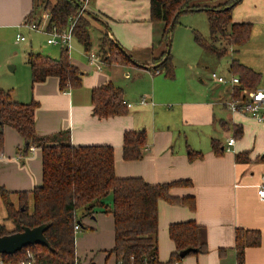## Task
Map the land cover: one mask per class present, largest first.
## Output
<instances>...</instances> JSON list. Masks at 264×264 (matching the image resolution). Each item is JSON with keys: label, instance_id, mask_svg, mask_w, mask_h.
Instances as JSON below:
<instances>
[{"label": "crops", "instance_id": "0c3cea01", "mask_svg": "<svg viewBox=\"0 0 264 264\" xmlns=\"http://www.w3.org/2000/svg\"><path fill=\"white\" fill-rule=\"evenodd\" d=\"M40 1L0 0V38L7 33H15L17 42L16 37L23 36L19 34L20 30L27 28L25 18ZM49 1L54 3V0ZM77 1L83 2L86 10L106 24L104 27L89 16L90 26L98 24L96 28L100 37L106 33L132 61L112 62L109 55L103 58L99 51V37L94 51L102 61L98 69L88 61L86 51L74 38L80 49L71 45L66 50L71 63L81 73L79 88L61 90L58 80L51 77L33 85L30 82L27 88L16 93L18 96L14 100L17 102L37 103L36 132L46 136L68 131L74 146L112 147L118 178H141L151 185L175 181L191 183L171 189L170 195L176 199L193 198V210L163 200L158 202L159 262L166 263L175 251L168 235L169 225L193 221L206 232L207 252L189 254L180 258L179 264H237V230L259 231L261 235L259 246L244 250L241 264H264V202L257 196L258 188L264 187V124L229 112L225 103L232 99L234 86L222 85L211 77L212 73L220 74L211 72L213 86L209 83L204 85L203 79L195 80L193 75L195 65L202 68L215 66L216 60L221 58L197 46L193 40V31L197 30H193L191 37L187 34L184 37L183 51L179 45L173 52L170 50L172 71L166 74L158 67L168 48L163 37L165 27L162 22L150 21L149 0ZM224 2L200 0L199 4L216 6ZM40 11V8L36 11L37 19L49 14ZM232 22L250 23L252 30L244 46L226 54L230 55L228 79L234 77L229 67L231 60H236L260 75L256 89L264 90V42L261 41L262 47L260 41L257 43V53L252 52L250 57L244 53L252 42L251 37L259 34L258 31L253 32V27L264 26V0H242L232 10ZM24 42L26 40L20 43ZM47 45L57 48L58 52L51 49L57 58L45 57L52 60H57L61 49H65ZM29 55L35 61L44 59L40 54ZM10 61L8 57L3 64ZM177 66L180 68L179 85L175 83ZM10 67H13L12 71L16 70L15 66ZM28 71L30 74V67ZM106 84L121 91L126 109L121 115L99 118L93 114L90 95L93 89ZM142 98L145 99L144 104L140 103ZM128 131H144L146 134V144L138 160L123 159V136ZM230 138L234 143L228 146ZM213 141L217 142L216 149L212 148ZM22 146L25 148L21 136L5 126L4 151L0 155V187L12 193L31 191L42 183L41 151L34 148L25 154L24 150L21 151ZM103 202L111 207L112 196H107ZM84 218H89L88 227L93 232H103L104 228L110 231L112 246L107 250L109 252L114 245L111 214L98 211ZM86 237L88 235L80 238L78 243ZM77 257L81 264H115L110 253L103 256V262L94 259L87 262Z\"/></svg>", "mask_w": 264, "mask_h": 264}, {"label": "trees", "instance_id": "16d2710c", "mask_svg": "<svg viewBox=\"0 0 264 264\" xmlns=\"http://www.w3.org/2000/svg\"><path fill=\"white\" fill-rule=\"evenodd\" d=\"M200 0H149L151 22L164 23L163 37L168 42L181 15L204 12L207 18L209 37L193 31L197 46L222 58L230 51H237L250 38V23H233L232 10L242 0H225L216 6H202ZM78 4V5H77ZM83 2L77 0H42L37 3L24 24L39 22L36 11L49 13L48 29L52 26L62 30L69 19L77 16ZM40 11V12H41ZM38 13V12H37ZM96 16V15H95ZM90 18L82 13L74 26V38L84 51L92 48ZM118 44V43H117ZM99 51L103 58L109 55L113 62H131L105 33L99 39ZM108 59V60H109ZM26 63L31 71V85L56 78L61 90L77 89L81 86V73L69 58L68 51L61 49L57 60L49 58L35 61L29 55ZM166 74H171L170 52L165 53L159 64ZM157 67V68H158ZM230 71L239 80L233 87V97L243 89H256L260 75L231 60ZM121 91L111 84L91 91L93 114L99 118L121 115L126 109ZM37 103H20L11 98L9 91L0 89V155L4 151V127L16 131L25 143L24 153L30 148L41 151L42 183L31 191L12 193L0 187V200L6 217L14 229L7 230L0 224V237L22 231V227L34 228L46 225L43 235L49 246L29 245L13 255L0 254V261L18 263L30 251L35 264H81L76 255L74 226H81V218L96 212L109 213L113 218L114 245L109 251L115 264H171L180 260L179 252L194 249V254L207 252L206 232L193 221L170 224L168 235L175 251L166 263L157 256L158 202L181 205L193 210V198L176 199L170 195L171 189L189 186L188 181H175L151 185L141 178H118L114 170V150L110 146H74L68 131L42 136L35 129ZM27 143V145H26ZM146 144L144 131H128L123 136V159L127 161L141 158V150ZM217 142H212L216 149ZM17 196V207L11 196ZM112 196V205L103 202ZM32 202L31 207L29 206ZM259 231L237 230L235 248L237 264L243 263L244 250L260 245ZM192 254V253H190Z\"/></svg>", "mask_w": 264, "mask_h": 264}, {"label": "rangeland", "instance_id": "374dc122", "mask_svg": "<svg viewBox=\"0 0 264 264\" xmlns=\"http://www.w3.org/2000/svg\"><path fill=\"white\" fill-rule=\"evenodd\" d=\"M96 25V26H95ZM98 24H94L90 26V37H91V43L92 48L91 52L96 51V47L98 44V39L100 37L99 31L96 28ZM197 30L202 37L208 38V26H207V20L204 12H200L198 14H183L179 17L177 25L174 27L173 32L171 34V46L170 50L175 49L176 45H179V47H182L183 51L185 49V35L187 34L188 37H191L192 31ZM259 32L258 35H254V37H251V43L248 44L246 49L244 50V53L246 56L250 57V54L253 52L254 54L257 53L255 49V46L257 43L261 41L264 42V26L255 25L253 27V32ZM263 32V34H262ZM19 34L23 35L26 42L20 43L15 41V33L10 34H4L2 38H0V89L4 91H9L12 99H16L18 94L23 90L24 87H28L27 85L31 82V72L29 74L28 71V64L26 63L27 57L29 54H40L39 56L45 58V57H51L57 58V54L54 55L51 51V49H54L56 52L57 48L50 47L46 44L47 41V35L44 32H36V31H30L27 28H23L20 30ZM180 40V42H179ZM181 44V45H180ZM72 46L80 49V46L78 43L74 40L72 41ZM262 47V45H261ZM81 52H84L82 50H79ZM232 50H230L231 52ZM246 51V52H245ZM85 53V52H84ZM11 59V63H9L11 66H15L16 70L10 71V65L8 63H4V60L6 58ZM51 59V58H50ZM230 55L222 57L219 61L216 60L217 63H215V66H209L202 68V66H196L193 69V75L195 76V80L203 79L205 84L213 86V84L210 81V74L212 71H215L216 73L220 74L223 77H229L228 76V63H229ZM175 61H179L176 59ZM180 71V68L177 66L176 73ZM175 83L179 85L180 83V76L178 74V78L176 79ZM215 86V85H214ZM14 92V93H13ZM13 93V95H12ZM15 101V100H14ZM23 151V146L21 147ZM5 188V187H3ZM6 189V188H5ZM12 202L15 204V207H17V196L12 195L11 196ZM32 202L30 201L29 206L31 207ZM6 212L4 209V206L0 200V224L3 225L7 230L14 229L13 224L5 219ZM89 218H81V226L80 230L76 231V255H78L83 261L86 260L87 262L89 259H94L98 261L103 262V256L105 254H108L110 246H112V236L110 235V231H106L104 228L103 232H93L90 227H88V223L90 220ZM105 227V225H104ZM93 233V234H91ZM88 235V237L84 238L82 242H79V239L83 236ZM88 262L87 264H89ZM100 264V263H99Z\"/></svg>", "mask_w": 264, "mask_h": 264}, {"label": "built area", "instance_id": "2783aa9c", "mask_svg": "<svg viewBox=\"0 0 264 264\" xmlns=\"http://www.w3.org/2000/svg\"><path fill=\"white\" fill-rule=\"evenodd\" d=\"M86 5L83 4L82 9L79 10L77 16L69 19V23L66 28L62 30H58L55 26H52L49 31L48 29V21L49 14L43 15L42 19L39 22H32L25 24V26L31 31L44 32L48 34L47 44L53 46H60L61 48L70 49L72 45V41H74V26L78 18L85 9ZM17 42H22L25 40L23 36L16 37ZM86 57L88 61L95 66L96 68H100L102 65V61L99 56L95 52H86ZM211 77L218 83L222 85H236L239 83L237 77L225 78L223 76L217 75L215 73L211 74ZM141 104L145 103V99L142 98L140 101ZM129 106V105H127ZM225 107L232 114H240L243 116H248L249 118L255 120L258 123L264 124V90L255 89V90H241L237 95L232 98L230 101L225 103ZM234 143V139H228V146H231ZM34 148H30V151ZM229 147H227V150ZM258 198L264 202V187H259L257 190ZM74 230L79 231L80 228L78 225L74 226ZM0 264H35L34 255L30 251H26L25 258L18 262H4L0 261ZM171 264H179L178 261H174Z\"/></svg>", "mask_w": 264, "mask_h": 264}, {"label": "water", "instance_id": "95a60500", "mask_svg": "<svg viewBox=\"0 0 264 264\" xmlns=\"http://www.w3.org/2000/svg\"><path fill=\"white\" fill-rule=\"evenodd\" d=\"M78 5V4H77ZM82 9V7H80ZM83 12L90 16L92 19L101 22L104 27L106 24L99 19L97 16L92 14L86 9H83ZM118 48L124 52L121 47L117 44L116 41H112ZM168 48L167 52H170V46H171V39L168 38L167 42ZM125 53V52H124ZM10 70H13V67H10ZM27 145V143H26ZM47 226L46 225H40L34 228H28V227H22V231L9 234V235H4L0 237V254H5V255H13L19 251H21L23 248L29 246V245H44L46 247L49 246L48 242L46 241L43 233L46 230ZM196 251L194 249H186L184 251L179 252V257L184 258L185 256L189 255L190 253H195Z\"/></svg>", "mask_w": 264, "mask_h": 264}]
</instances>
